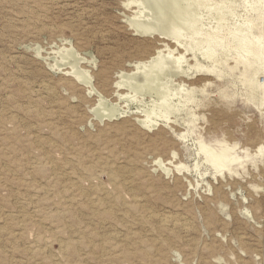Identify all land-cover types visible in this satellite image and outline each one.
Returning a JSON list of instances; mask_svg holds the SVG:
<instances>
[{
    "label": "rangeland",
    "instance_id": "obj_1",
    "mask_svg": "<svg viewBox=\"0 0 264 264\" xmlns=\"http://www.w3.org/2000/svg\"><path fill=\"white\" fill-rule=\"evenodd\" d=\"M126 1L0 0V264H72L74 260L76 264H264V90L257 87L258 81L264 85V74L257 75L251 84L250 75L243 74L244 66L235 68L234 52L226 63L222 62L223 54L222 59L221 55L218 57L219 63H207L200 55L205 44L197 59L192 52L187 53L188 65H195L196 61L213 65L223 78L193 69L183 79L168 78L162 73L149 88H137L139 77L149 70L146 69L138 76L119 79V72L127 70L130 62L151 56L160 42L157 37L135 34L127 17H133V11L139 8L125 9ZM138 1L144 12L140 21H156L157 12L151 11L145 0ZM178 1L182 14H194L185 18L177 10L175 16L181 14L180 20L177 17L171 22L173 28L169 25L171 31L184 27L181 32L188 37L185 43L193 39L188 30L196 25L195 29L200 27L204 33L215 32V27L221 36L228 37L241 26L254 24V33L262 35L264 52V0ZM219 7L224 10L220 12ZM254 7H262L263 21L257 20ZM180 23L187 24L188 30L183 25L178 27ZM161 42L176 47L169 37ZM72 48L79 57L69 53ZM179 52L185 53V48L181 46ZM144 54L147 57L143 58ZM80 57L86 59L83 63L97 61L95 68L81 63L77 70H90L105 97L102 104L87 96L86 89L66 75ZM184 66L186 69L187 64ZM116 81L123 83L125 90L121 92L125 91L127 99L113 95ZM181 83L186 86L178 91ZM175 95L181 97L177 99ZM183 100L187 102L182 103ZM94 104L95 112L91 110ZM118 108L130 113L111 121L102 118L101 122L104 112ZM172 111L171 118L168 112ZM156 115L161 116L156 117V128L139 123L148 117L154 120ZM201 146L212 154L226 151L239 157L231 165L233 172H218ZM173 152L177 157L167 165L171 172L164 174L155 159L166 163ZM179 164L183 165L181 170L175 168ZM91 169L93 176L87 177ZM164 218L178 219L180 223L164 227L160 223ZM94 234L104 236L103 240ZM80 248L84 252L89 249L93 255L89 251L84 254Z\"/></svg>",
    "mask_w": 264,
    "mask_h": 264
},
{
    "label": "bare ground",
    "instance_id": "obj_2",
    "mask_svg": "<svg viewBox=\"0 0 264 264\" xmlns=\"http://www.w3.org/2000/svg\"><path fill=\"white\" fill-rule=\"evenodd\" d=\"M146 2H148V4H149V6L151 7H149L150 9H151V11H152V9L155 11V12H157V20L154 18L153 20H156V21H151V20H149L148 21V19H147V21H145V20H143L142 22L140 21L141 19H142V14L144 13V12H142L141 10L142 9H140V7H141V2L140 1H138V0H128V1H126V3L124 4V7H125V9L127 8V9H129V8H134V7H137V9L139 8V10H137L136 12H134L133 11V17H127V21H128V23H129V25L131 26V28H132V30L135 32V34H138L139 36H141V37H157L158 39V41H160L159 43H158V46L155 48V51H154V53L150 56V55H148V53H149V51L150 50H148V53H146L149 57H147L146 56V54H144L143 55V58L146 56L147 58H144V59H142L141 58V56L138 54V56H140V58H141V60H139L138 59V61H133V62H130L128 65H127V70H124V71H121V72H119V74H118V78L119 79H123L124 77H125V79H126V77H134V76H138V74H140L141 73V71L142 70H146V69H149L146 73L144 72V74H142L143 76L142 77H139V82H137L138 84L136 85L137 86V88H143V87H146V88H149V86H151V85H153L152 83L154 82V81H156L157 80V78H161V75H163L164 73H166L167 75H169L170 77H168V78H178V79H183V78H185L187 75H188V73H190V71L191 70H199V71H201V72H204V73H206L207 74V76H209V77H211V76H214V75H216L217 77H222L221 75H220V72L218 73V71H217V69L215 68V66H210V65H204V64H202V63H199L198 61H196V64L195 65H188V63H189V59L186 57L187 56V53L189 52V53H191L192 52V54L194 55L193 57L195 58V59H197V53L199 52V51H201L202 52V50L204 49L203 48V45H205L206 44V49L204 50V52H202V54H200V55H202L201 56V58L203 57V59H204V61H206L207 63H210V62H213V63H219V59H218V57H220V55H221V59H222V56L224 55V58L225 59H222V62L223 63H226V62H228L227 60V58H228V56H229V54L231 53V52H234L235 53V60H236V67L235 68H237L240 64H242L243 66H244V75L245 76H247V75H250V83L252 84L253 83V81H254V79H255V77L257 76V75H259V74H262V76H263V74H264V52H263V40H262V35H256L255 33H254V28L253 27H255L254 26V24H253V26L252 27H249V25L247 24V25H245V26H241L242 28H239V30H237V32L236 33H233L232 32V34L230 33L229 34V36L228 37H223V36H221L220 34H219V32H217L216 31V28L214 27L213 29L215 30V32H212V33H204V32H202L203 30H199V28H198V30L197 29H195L196 28V26H195V28H192V29H187V27H188V25L187 24H182V23H180L179 25H178V27H180V28H182L183 26H185V30L187 29L188 31H189V33H190V30H191V33H192V37H193V39L191 38V41L189 42L188 41V43H185V39H187L188 40V37H186V34H182V32L181 31H184L183 29H184V27H183V29L181 30L180 29V31L178 30V31H176V30H170L169 28H170V26L172 27V25H170V24H172L171 22H173L174 20H175V18L177 19V17H178V20H180L179 18H181V17H179L183 12H180L179 11V5H177L178 3H177V1L176 0H145ZM11 2H13V1H11ZM43 2V1H42ZM179 2V1H178ZM189 2V1H188ZM101 3V2H100ZM144 3V2H143ZM180 3V2H179ZM147 4V5H148ZM197 5V4H196ZM92 6V5H91ZM103 6V5H102ZM176 6H178V8L176 7ZM194 6V5H193ZM253 6V5H252ZM55 7V6H54ZM148 7V6H147ZM147 7H146V9H147ZM221 7V6H220ZM219 7V8H220ZM132 8V9H133ZM177 8V9H176ZM185 8H186V5H185ZM189 8V7H188ZM218 8V7H217ZM190 9H192V6H191V8ZM211 9H215V7L214 8H211ZM210 9V10H211ZM179 11V13H181L180 15H179V13H178V16L176 17L175 15H176V11ZM182 10V9H181ZM220 10H221V8H220ZM224 10V9H223ZM223 10H221L220 12H222ZM153 11V12H154ZM182 11H186L185 9L184 10H182ZM193 11V10H192ZM212 11V10H211ZM216 11V10H215ZM227 11V10H226ZM252 11H253V13H257V16H258V18H257V20L259 19V21L260 20H262L263 19V17H262V15L264 14H262V7H254L253 9H252ZM94 12V11H93ZM228 12H231L230 10L228 11ZM245 12V11H244ZM184 13H187V12H184ZM195 13V12H194ZM224 13H225V11H224ZM255 13V14H256ZM198 14V13H197ZM223 14V13H222ZM227 14V13H226ZM252 14V13H251ZM123 15V14H122ZM151 15V14H150ZM182 15H184V17L185 18H189L191 15H189V16H187V14H182ZM181 15V16H182ZM153 16H155V15H153ZM192 16H194V14H193V12H192ZM191 16V17H192ZM219 16V15H218ZM225 15L223 14V18L225 19V17H224ZM221 17H222V15H221ZM220 17V18H221ZM95 18V17H94ZM183 18V17H182ZM216 18V17H215ZM223 18H222V20H223ZM150 19H151V17H150ZM218 19V18H217ZM98 20V19H97ZM186 20H188V19H184V21H186ZM190 20V19H189ZM199 20V19H198ZM198 20H197V22H198ZM254 20H256V19H254ZM192 21H196V19H192ZM224 21V20H223ZM263 21V20H262ZM175 22V21H174ZM176 22H177V20H176ZM189 22V21H188ZM187 22V23H188ZM197 22H195V24L197 23ZM218 22H220V21H218ZM225 22H226V20H225ZM241 22V21H240ZM258 22V21H257ZM179 23V22H178ZM186 23V22H185ZM192 23V22H191ZM194 23V22H193ZM199 23V22H198ZM197 23V24H198ZM221 23V22H220ZM219 23V24H220ZM175 24V23H174ZM190 24V23H189ZM194 24V25H195ZM200 24V26H201V23H199ZM218 24V25H219ZM243 24V23H242ZM121 25V24H120ZM170 25V26H169ZM176 25V24H175ZM181 25H183L182 27H181ZM222 24H220V26H221ZM223 25H224V22H223ZM237 25V24H236ZM239 25V24H238ZM241 25V24H240ZM244 25V24H243ZM122 26V25H121ZM199 26V25H198ZM119 27V26H118ZM202 27V26H201ZM237 27H239V26H237ZM67 28V27H66ZM173 28V27H172ZM190 28H191V26H190ZM203 28V27H202ZM201 28V29H202ZM218 28V27H217ZM222 28H224V26L222 27ZM235 28V27H234ZM244 28V29H243ZM176 29V28H175ZM204 29V28H203ZM219 29H221V27L219 28ZM238 29V28H237ZM170 30V31H169ZM186 30V31H187ZM205 30H207V29H205ZM115 31H116V29H115ZM129 33V32H128ZM187 33V32H186ZM188 36H189V34H187ZM168 37L169 38H171V40H173L175 43L174 44H176V47H170L168 44H166L165 42L163 43V42H161V41H166V40H168ZM230 37H232L231 39H230ZM14 39V38H13ZM185 40V41H184ZM232 40V41H231ZM230 41V42H229ZM171 43H173L172 41H171ZM2 45V44H1ZM9 45V44H8ZM134 45V44H133ZM151 46V45H150ZM149 46V47H150ZM181 46H183L184 48H185V53H181V52H179V49L181 48ZM201 46V47H200ZM37 47V46H36ZM144 47V46H143ZM10 48V47H9ZM114 48V47H113ZM129 48H131V47H129ZM147 48V47H146ZM200 48H202V49H200ZM39 49V48H38ZM116 49V48H115ZM119 49V48H118ZM144 49V48H143ZM149 49V48H148ZM151 49V48H150ZM183 49V48H182ZM144 51H146V50H144ZM153 51V50H152ZM184 51V50H183ZM125 52V51H124ZM69 53L71 54V55H73V56H75V55H77L76 54V51L74 50V48H72L70 51H69ZM130 53V52H129ZM150 53H151V51H150ZM166 53V54H165ZM110 54V53H109ZM223 54V55H222ZM22 55V54H21ZM37 55V54H36ZM118 55V54H117ZM128 55V54H127ZM78 56V55H77ZM190 56H191V54H190ZM40 57V56H39ZM79 57V56H78ZM77 57V58H78ZM94 57V56H93ZM92 57V58H93ZM135 57V56H134ZM137 57V56H136ZM192 57V58H193ZM81 59H78V60H76L75 62H74V66H72L71 68H70V70L69 71H67L66 72V75L67 76H69L70 78H72L74 81H75V83L76 84H78V85H81L83 88H85L86 89V94H87V96H89L90 98H92L93 97V99L95 100V101H97V102H100V104H102V102H103V100H105V97H104V95L101 93V90L98 88L99 87V85H96L97 83H95V79H94V77L91 75V72H90V70H87V69H83V70H77V66L79 65V64H81V63H83V62H81L82 60L83 61H85L86 59H84V58H82V57H80ZM198 59H200V57L198 58ZM221 59H220V61H221ZM120 60V59H119ZM131 60H133V58L131 59ZM169 60H170V63H168V64H166L167 62H169ZM167 61V62H166ZM96 60L95 59H93V61L92 60H87V62H84V63H87V64H89V66H91V68H95L96 67ZM222 62H221V64H222ZM32 63V62H31ZM83 63V64H84ZM212 63V64H213ZM67 64V63H66ZM66 64H63V66L64 65H66ZM69 64V63H68ZM67 64V65H68ZM171 65L170 67H168V65ZM184 64H187V66H186V69H185V66H184ZM24 65V64H23ZM165 65H167V67L165 66ZM58 66V65H57ZM110 66V65H109ZM219 66V65H218ZM222 66V65H221ZM31 67V66H30ZM79 67L80 66H78V69H79ZM111 67V66H110ZM165 67V68H164ZM25 68V67H24ZM34 68V67H33ZM59 68V67H58ZM57 68V69H58ZM60 69V68H59ZM118 69V68H117ZM220 71V70H219ZM143 72V71H142ZM58 73V72H57ZM163 73V74H162ZM223 73V72H222ZM250 73V74H249ZM165 74V77L167 76ZM225 74V73H224ZM39 75V74H38ZM102 75V74H101ZM34 76V75H33ZM112 76V75H111ZM44 77V76H43ZM98 77V76H97ZM38 78V77H37ZM101 78V77H100ZM223 78V77H222ZM107 79V78H106ZM70 80V79H69ZM109 80V79H108ZM159 80V79H158ZM35 81V80H34ZM72 81V80H71ZM122 81V80H121ZM121 81H116L115 83H114V88H112L113 90V95L114 96H116L117 97V99H118V97H119V99H127V97H128V95L125 93V91H124V93H122L121 91H123V90H125V89H123V88H125V87H123L124 85H123V83L121 82ZM165 81V80H164ZM261 81V80H260ZM28 82V81H27ZM170 82H171V80H170ZM170 82H168V83H170ZM179 82V81H178ZM29 83V82H28ZM62 83V82H61ZM73 83V82H72ZM105 83V82H104ZM130 83V82H129ZM166 84H168L167 82H165ZM263 83H264V81H263ZM101 84V83H100ZM107 84V83H106ZM133 84V83H132ZM135 84V83H134ZM171 84V83H170ZM155 85V84H154ZM157 85V84H156ZM169 85V84H168ZM172 85H174V84H172ZM177 85V84H176ZM107 86V85H106ZM109 86H110V84H109ZM186 85L185 84H178L177 85V87H178V91L180 90H182V89H184V87H185ZM127 87V86H126ZM159 86H157L156 88H158ZM257 87L259 88V90L261 89L262 91L264 90V85L261 83V82H257ZM110 88V87H109ZM155 88V89H156ZM175 88H176V86H175ZM52 89V88H51ZM135 89H136V87H135ZM26 90V89H25ZM76 90V89H75ZM105 90V89H104ZM157 90V89H156ZM175 90H177V89H175ZM174 90V91H175ZM44 91V90H43ZM135 91H138V89L137 90H135ZM160 91V90H159ZM164 91H166V90H164ZM54 92V91H53ZM154 92V91H153ZM157 92H158V90H157ZM167 92V91H166ZM30 93V92H29ZM159 93V92H158ZM165 92H163V94H164ZM173 94H175L174 92H172ZM179 93V92H178ZM178 93H176V94H178ZM48 94V93H47ZM189 94V93H188ZM187 94V95H188ZM135 95V94H134ZM159 95V94H158ZM168 95V94H167ZM185 95V94H184ZM186 95V96H187ZM7 96H8V94H7ZM109 96H110V94H109ZM166 96V95H165ZM169 96V95H168ZM171 97L173 96L172 94L170 95ZM169 96V97H170ZM176 96V95H175ZM28 97H29V95H28ZM79 97V96H78ZM160 97H162V96H160ZM163 97H164V95H163ZM177 97V99H179L178 98V96H176ZM188 97V96H187ZM262 97V96H261ZM45 98V97H44ZM183 99H184V97H182ZM51 99V98H50ZM166 99V98H165ZM174 99V98H173ZM63 100V99H62ZM65 100V99H64ZM79 100V99H78ZM82 100V99H81ZM180 100H182V99H180ZM106 101V100H105ZM105 101H104V103H105ZM112 101V100H111ZM129 101V100H128ZM162 101V100H161ZM169 101H171V99L169 100ZM173 101V100H172ZM178 101V100H177ZM189 101V100H188ZM196 101V100H195ZM12 102V101H11ZM61 102V101H60ZM183 102H187V101H185V100H183L182 101V103ZM198 102V101H197ZM4 103V102H3ZM164 103V102H163ZM189 103V102H188ZM68 104V103H67ZM167 104V103H166ZM177 104H178V102H177ZM186 104V103H185ZM184 104V105H185ZM9 105V104H8ZM62 105H63V103H62ZM97 105H99V104H97ZM96 105V106H97ZM114 105V104H113ZM169 105V106H168ZM171 105H172V102H171ZM173 105H176V104H173ZM182 105V104H181ZM102 106V105H101ZM160 106V105H159ZM163 106V105H162ZM168 106V107H167ZM167 108H169L170 107V110H171V106H170V104L168 103L167 104ZM178 106H180L179 104H178ZM186 106V105H185ZM9 107V106H8ZM28 107V106H27ZM39 107V106H38ZM57 107V106H56ZM65 107V106H64ZM100 107V106H99ZM113 107H115V106H113ZM119 107V106H118ZM183 107V106H182ZM54 108V107H53ZM128 108V107H127ZM175 108V107H174ZM178 108V107H177ZM44 109V108H43ZM63 109V108H62ZM113 109V108H112ZM181 109V108H180ZM9 110V109H8ZM13 110V109H12ZM30 110H32V109H30ZM56 110H58V109H56ZM69 110V109H68ZM79 110V109H78ZM91 110L93 111V112H95L96 110H97V108L95 107V104H94V107H92L91 108ZM102 111H104L103 109H101ZM105 110H107V109H105ZM130 110V109H129ZM168 110V109H167ZM167 110H166V112H167ZM10 111H11V109H10ZM99 111H100V108H99ZM101 111V112H102ZM156 111H158L157 109H156ZM161 111V110H160ZM82 112V111H81ZM92 112V113H93ZM107 112H110V111H107ZM138 112V111H137ZM159 112V111H158ZM165 111H163L162 113H164ZM174 111H172V112H168L169 114L171 113V115H170V117L172 118V114H174L173 113ZM178 112H180V111H178ZM3 113V112H2ZM54 113V112H53ZM105 113V112H104ZM103 113V116H102V114L100 113V115L102 116L101 117V122H103L102 120V118H109L110 119V121L112 120V118H114V117H116L117 119L118 118H124V116L125 115H127L128 116V114L130 113V111H127V109H122V108H118V109H114V111L112 110L110 113H107V114H104ZM136 113V112H135ZM139 113V112H138ZM155 113V112H154ZM162 113H161V115H162ZM175 113H176V110H175ZM95 114V113H94ZM141 114V113H140ZM157 114V113H156ZM14 115H16V113H14ZM97 115V114H96ZM95 115V116H96ZM155 115V114H154ZM154 115H152V117L154 116ZM160 115V114H159ZM164 115H166V113H164L163 114V119H164V121H166L165 120V116ZM43 116V115H42ZM66 116V115H65ZM69 116V115H68ZM149 116V115H148ZM147 116V117H148ZM151 116V115H150ZM97 117H98V115H97ZM157 115L154 117L155 119L153 120L151 117H148L146 120H144V121H142V122H140L139 121V123H142L146 128H149V129H152V128H156V126L158 125L157 123V118L159 117H157ZM161 117V116H160ZM159 117V118H160ZM51 118V117H50ZM134 118H136V117H134ZM189 118V117H188ZM193 118H195V117H193ZM65 119V118H64ZM12 120V119H11ZM106 120V119H105ZM108 120V119H107ZM143 120V119H142ZM62 122V121H61ZM169 121H167V123H168ZM4 123V122H3ZM127 123V122H126ZM53 124V123H52ZM72 124V123H71ZM125 124V123H124ZM33 125V124H32ZM3 126H5V125H3ZM125 126V125H124ZM52 127V126H51ZM28 130V129H27ZM31 131V130H30ZM54 132V131H53ZM2 137V136H1ZM138 137V136H137ZM44 139V138H43ZM44 141V140H43ZM14 142V141H13ZM38 142V141H37ZM152 142V141H151ZM155 142V141H154ZM164 143V142H163ZM56 144V143H55ZM167 144V143H166ZM255 144H257V143H255ZM199 146L201 145V144H198ZM17 146V145H16ZM38 146V145H37ZM18 148V147H17ZM199 148V147H198ZM235 148V147H234ZM233 148V149H234ZM259 149V148H258ZM19 150V149H18ZM199 150V149H198ZM235 150V149H234ZM45 151V150H44ZM201 151L202 152H204L205 154H208V155H210L209 156V162L210 163H212L214 166H215V168L217 169V171L218 172H220V173H223V172H225V171H228V172H230V173H232L233 172V169L231 168V165L232 164H234V163H236L238 160H239V157H237V156H230V155H228L227 153H226V151H222V153H220V154H212L211 152L212 151H210L209 149H207L206 147H204V146H201ZM259 151V150H258ZM67 153V152H66ZM198 153V152H197ZM211 153V154H210ZM177 155V153L176 152H173V154H172V158L171 159H169V163L168 162H164L162 159H160V158H156L155 159V165H159L161 168H162V171L164 172V174H165V172L167 173V174H170V172H171V167L170 168H168L169 166H167V165H169V164H173V162H174V160H175V158L177 157L176 156ZM8 156V155H7ZM58 156V155H57ZM100 156V155H99ZM198 156V155H197ZM207 157V156H206ZM205 157V158H206ZM99 158H102V157H99ZM103 158H105V157H103ZM110 158V157H109ZM178 159V158H177ZM100 160V159H99ZM103 160H105V159H103ZM106 160H107V158H106ZM105 160V161H106ZM208 162V163H209ZM22 163V162H21ZM209 163V164H210ZM145 165V164H144ZM153 165H154V163H153ZM34 166V165H33ZM158 166V167H159ZM89 168V167H88ZM175 168L177 169V170H181L182 168H183V165L182 164H179V165H176L175 166ZM159 169V168H158ZM196 169H198V168H196ZM85 170V169H84ZM92 170V169H91ZM87 171V174H88V176L87 177H91V176H93L92 174H93V171L94 170H92V171ZM160 170V169H159ZM161 171V170H160ZM161 171V172H162ZM198 171V170H197ZM1 173V172H0ZM52 173V172H51ZM7 174V173H6ZM113 174V173H112ZM35 175V174H34ZM109 175H111V173H109ZM113 176V175H112ZM1 178V177H0ZM2 179V178H1ZM110 179V178H109ZM111 181H113V182H116V179L115 178H112L111 179ZM30 182V181H29ZM58 182V181H57ZM62 182V181H61ZM130 182V181H129ZM148 182V181H147ZM53 184V183H52ZM32 185V184H31ZM264 185V184H263ZM34 188V187H33ZM155 188V187H154ZM177 188V187H176ZM85 189V188H84ZM145 189V188H144ZM178 189V188H177ZM119 190H121V189H119ZM17 191V190H16ZM99 191V190H98ZM122 191V190H121ZM20 192V191H19ZM148 192V191H147ZM97 193V192H96ZM122 193V192H121ZM36 194V193H35ZM44 194V193H43ZM48 194V193H47ZM50 194V193H49ZM82 194V193H81ZM84 194H85V192H84ZM171 194H173V193H171ZM8 195H10V194H8ZM64 195V194H63ZM93 195V194H92ZM99 194H97L96 196H98ZM154 195V194H153ZM99 196H101V195H99ZM65 197V196H64ZM90 198V197H89ZM91 198H92V196H91ZM94 198H95V196H94ZM93 198V199H94ZM136 199V198H135ZM92 200V199H91ZM169 200V199H168ZM21 201V200H20ZM96 201V200H95ZM136 201V200H135ZM164 201V200H163ZM171 201V200H170ZM23 202V201H22ZM41 202V201H40ZM43 202V201H42ZM102 202V201H101ZM107 202H109V201H107ZM142 202V201H141ZM152 202V201H151ZM154 202V201H153ZM157 202V201H156ZM137 203H140L139 202V200H138V202ZM164 203V202H163ZM10 204V203H9ZM87 204H88V202H87ZM92 204H93V202H92ZM165 204V203H164ZM180 204V203H179ZM36 205V204H35ZM94 205V204H93ZM98 205V204H97ZM127 205V204H126ZM133 205V204H132ZM138 205V204H137ZM149 205V204H148ZM161 205H162V203H161ZM2 206V205H1ZM23 206V205H22ZM34 206V205H33ZM88 206H90V205H88ZM87 206V207H88ZM102 206V205H101ZM117 206V205H116ZM16 207H17V205H16ZM58 207V206H57ZM86 207V206H85ZM85 207H83V208H85ZM97 207V206H96ZM92 208H93V206H92ZM137 208H138V206H137ZM163 208V207H162ZM165 208V207H164ZM23 209V208H22ZM87 209V208H86ZM91 209V208H90ZM97 209H100V208H96V210ZM141 209V208H140ZM180 209V208H179ZM63 210V209H62ZM81 210H82V208H81ZM89 210V209H88ZM113 210H115L114 208H113ZM127 210V209H126ZM139 210V209H138ZM144 210V209H143ZM148 210V209H147ZM158 210V209H157ZM42 211V210H41ZM71 210H69V212H70ZM75 211V210H74ZM78 211V210H77ZM83 211V210H82ZM101 212H103L102 210H100ZM117 211V210H116ZM149 211V210H148ZM72 212V211H71ZM86 212H87V210H86ZM98 212V211H97ZM101 212H99V213H101ZM139 212V211H138ZM144 212V211H143ZM147 212V211H146ZM248 212V211H247ZM66 213V212H65ZM81 213V212H80ZM84 213V212H83ZM82 213V214H83ZM90 213V212H89ZM110 214L112 213L113 214V211L112 212H109ZM132 213V212H131ZM145 213V212H144ZM148 213V212H147ZM4 214V213H3ZM59 214V213H58ZM86 214H88V212L86 213ZM91 214V213H90ZM103 214H105V213H103ZM102 214V215H103ZM115 214V213H114ZM117 214H119V211L117 212ZM122 214V213H121ZM133 214V213H132ZM135 214H137V213H135ZM135 214H134V216H135ZM151 214V213H150ZM153 214V213H152ZM60 216H61V214H59ZM89 215V214H88ZM98 215V214H97ZM97 215H95V216H97ZM144 216H145V214H143ZM142 215V216H143ZM74 216V215H73ZM108 216V215H107ZM111 216V215H110ZM114 216V215H113ZM120 216H123V215H120ZM128 216V215H127ZM157 216V215H156ZM14 217V216H13ZM42 217V216H41ZM48 217V216H47ZM84 217V216H83ZM100 217V216H99ZM103 217V216H102ZM112 217V216H111ZM114 217H116V216H114ZM125 217V216H124ZM146 217H149L148 215L146 216ZM164 217H166V216H164ZM170 217V216H169ZM25 218V217H24ZM33 218V217H32ZM51 218V217H50ZM75 218H76V215H75ZM74 218V219H75ZM95 219L96 218H98V217H94ZM125 218H127V217H125ZM136 218V217H135ZM158 218V217H157ZM7 219V218H6ZM60 219H62V218H60ZM93 219V218H92ZM105 219V218H104ZM114 219V218H113ZM112 218H111V220H113ZM56 220V219H55ZM88 221H89V219H87ZM86 220V221H87ZM116 220V219H115ZM134 220V219H133ZM92 221V220H91ZM103 221V220H102ZM131 221V220H130ZM137 221V220H136ZM135 221V222H136ZM156 221V220H155ZM10 222V221H9ZM106 222V221H105ZM140 223H141V220L139 221ZM148 222V221H147ZM90 223V222H89ZM95 223H96V221H95ZM98 223H102V222H98ZM114 223H116V222H114ZM118 223H120V222H118ZM134 223V222H133ZM160 223H161V225L162 226H164V227H166L169 223H173V225H175V226H177L179 223H180V220H178V219H172V218H164V219H162L161 221H160ZM66 224V223H65ZM106 224V223H105ZM110 224V223H109ZM149 224V223H148ZM91 225V224H90ZM112 226H114L113 224H111ZM123 225V224H122ZM121 225V226H122ZM126 225V224H125ZM19 226V225H18ZM76 226V225H75ZM96 226V225H95ZM95 226H94V228H95ZM108 226V225H107ZM117 226H118V224H117ZM120 226V225H119ZM183 226V225H182ZM239 226V225H238ZM74 227V226H73ZM86 227H88V226H86ZM137 227V226H136ZM191 227V226H190ZM30 228V227H29ZM77 228H79V227H77ZM138 228V227H137ZM143 228V227H142ZM57 229V228H56ZM89 229H90V227H89ZM119 229V228H118ZM154 229H155V227H154ZM159 229H161V228H159ZM184 229V228H183ZM9 230V229H8ZM59 230V229H58ZM94 230V229H93ZM97 230H99L98 228H97ZM133 230V229H132ZM135 230V229H134ZM162 230H164L163 228H162ZM180 230V229H179ZM3 231V230H2ZM106 231V230H105ZM114 231V230H113ZM121 231V230H120ZM123 231H125V230H123ZM123 231H122V233H123ZM136 231V230H135ZM155 231V230H154ZM189 231V230H188ZM24 232V231H23ZM84 232V231H83ZM82 232V235L84 234ZM85 232H87L86 231V229H85ZM90 232V231H89ZM97 232V231H96ZM99 232H100V230H99ZM98 232V233H99ZM112 232V231H111ZM115 232H116V230H115ZM142 232V231H141ZM152 232V231H151ZM184 232H185V230H184ZM65 233V232H64ZM92 233V232H91ZM91 233H89V234H91ZM97 233V234H98ZM103 233V232H102ZM109 233V232H108ZM114 233V232H113ZM130 233V232H129ZM135 233V232H134ZM152 233H154V232H152ZM162 233V232H161ZM166 233V230H165V232H164V234ZM170 233V232H169ZM168 233V234H169ZM38 234V233H37ZM110 234V233H109ZM112 234V233H111ZM116 234V233H115ZM74 235V234H73ZM81 235V236H82ZM93 235V234H92ZM104 235V234H103ZM130 235V234H129ZM132 236H133V234H131ZM130 235V236H131ZM134 235H136V234H134ZM157 235V234H156ZM170 235H172L171 233H170ZM173 235H174V233H173ZM177 235H179V234H177ZM237 235V234H236ZM5 236V235H4ZM21 236V235H20ZM36 236H38V235H36ZM85 237H87L86 236V234L84 235ZM89 236V235H88ZM94 236H96L95 234H94ZM100 235H97L96 237H99ZM106 236V235H105ZM109 236V235H108ZM128 236V235H127ZM253 236V235H252ZM23 237V236H22ZM101 237V236H100ZM100 237H99V239H100ZM102 237H104V236H102ZM102 237H101V239H102ZM115 237H116V235H115ZM124 237V236H123ZM136 237V236H135ZM140 237V236H139ZM139 237H137V239H139ZM168 237H169V235H168ZM223 237V236H222ZM95 238V237H94ZM113 238H114V236H113ZM119 238H120V235H119ZM126 238V237H125ZM174 238H176V237H174ZM179 238H180V236H179ZM2 239V238H1ZM16 239V238H15ZM72 240H73V238H71ZM81 239V238H80ZM87 239H88V237H87ZM90 239V238H89ZM98 239V238H97ZM105 239H107V238H105ZM115 239V238H114ZM127 239V238H126ZM125 239V240H126ZM133 239V238H132ZM137 239H135V240H137ZM140 239H143V238H140ZM162 239V238H161ZM85 240V239H84ZM103 240V239H102ZM124 240V239H123ZM129 240V239H128ZM135 240H132V241H135ZM144 241H145V239H143ZM159 240V239H158ZM172 240V239H171ZM11 241V240H10ZM83 241V240H82ZM88 241H90V240H88ZM87 241V242H88ZM101 241V240H100ZM106 241V240H105ZM113 241V240H112ZM116 241H117V239H116ZM131 241V240H130ZM151 241V240H150ZM173 241H175V240H172V242ZM177 241V240H176ZM61 242V241H60ZM68 242V241H67ZM70 242H71V240H70ZM73 242V241H72ZM84 242V241H83ZM92 242H94V241H92ZM96 242V241H95ZM110 243H111V241H109ZM119 242V241H118ZM117 242V243H118ZM121 242V241H120ZM140 242V241H139ZM148 242V241H147ZM146 242V243H147ZM154 242V241H153ZM164 242V241H163ZM97 243V242H96ZM95 243V244H96ZM98 243H100V242H98ZM102 243V242H101ZM107 243V242H106ZM105 242H104V244H106ZM123 243V242H122ZM128 243V242H127ZM141 243V242H140ZM140 243H138V244H140ZM144 243V242H143ZM177 243V242H176ZM179 243V242H178ZM181 243V242H180ZM76 245L78 244V243H75ZM82 244V243H81ZM80 244V242H79V245H80V247L81 246H83V245H81ZM89 244H92V243H88V245ZM103 244V245H104ZM119 244V243H118ZM132 244H135L134 242L132 243ZM136 244H137V241H136ZM148 244H149V242H148ZM160 243H158V245H159ZM69 245H70V243H69ZM79 245L78 246H76V247H79ZM88 245H86V246H84L83 248H85V247H87ZM93 245V244H92ZM91 245V246H92ZM102 245V246H103ZM182 245V244H181ZM18 246V245H17ZM90 246V245H89ZM94 246V245H93ZM109 246V244L107 243V247ZM121 246V245H120ZM130 246H131V244H130ZM134 246V245H133ZM140 246V245H139ZM156 246V245H155ZM155 246H151L150 247V249L151 248H154ZM168 246V245H167ZM166 246V247H167ZM192 246V245H191ZM20 247V246H19ZM64 247V246H63ZM70 247H71V245H70ZM69 247V248H70ZM116 247H117V244H116ZM122 247V246H121ZM129 247V246H128ZM135 247V246H134ZM144 247V246H143ZM146 247V246H145ZM190 247V246H189ZM194 247V246H193ZM10 248V247H9ZM27 248V247H26ZM72 248V250H73V247H71ZM70 248V249H71ZM90 248V247H89ZM99 248V247H98ZM106 248V247H105ZM160 248V247H159ZM161 248L162 249H165L162 245H161ZM169 248V247H168ZM63 249V248H62ZM65 249V248H64ZM80 249H82V248H80ZM94 249V248H93ZM138 249H139V247H138ZM148 249V248H147ZM147 249H146V252H147ZM155 249V248H154ZM202 249V248H201ZM3 250V249H2ZM19 250V249H18ZM32 250V249H31ZM45 250V249H44ZM83 250V252H84V249H82ZM91 250V249H90ZM106 250H107V248H106ZM119 250H121L120 249V247H119ZM123 250V249H122ZM124 250H126V249H124ZM130 250V249H129ZM128 250V251H129ZM145 250V249H144ZM158 250H160V249H158ZM63 251V250H62ZM88 251H89V249H88ZM88 251H85L84 252V254H86V252H88ZM102 251H103V248H102ZM105 251V250H104ZM107 251H110V250H107ZM112 251V250H111ZM128 251H124V252H128ZM142 251V250H141ZM150 251V250H149ZM160 251H162V250H160ZM166 251V250H165ZM191 251H193V249H191ZM190 251V252H191ZM200 251H202V250H200ZM61 252V251H60ZM65 252H67V251H65ZM72 252V251H71ZM75 252H77V250L75 251ZM82 252V251H81ZM89 252H91V251H89ZM100 252H101V250H100ZM114 252V251H113ZM121 252V251H120ZM131 252V251H130ZM134 252H136V250L134 251ZM164 252V251H163ZM194 252V251H193ZM193 252L191 253V254H193ZM74 253V252H73ZM92 253V252H91ZM104 253V252H103ZM117 254H118V252H116ZM133 253V252H132ZM141 252H139V254H140ZM143 253H144V251H143ZM147 253H149V252H147ZM202 253V252H201ZM101 254V253H100ZM99 254V255H100ZM116 254V255H117ZM120 254V253H119ZM128 254H129V252H128ZM155 254H157V253H155ZM158 254H161V253H158ZM163 254V253H162ZM34 255V254H33ZM82 255V254H81ZM91 255H93V253L91 254ZM103 255V254H102ZM112 255V254H111ZM113 255H115V253L113 254ZM136 255V254H135ZM134 255V256H135ZM144 255H145V253H144ZM151 255V254H150ZM154 255V254H153ZM153 255H152V257H153ZM165 255V254H164ZM189 255V254H188ZM63 256V255H62ZM76 256V255H75ZM88 256H90V255H88ZM121 256H122V254H121ZM120 256V257H121ZM124 256H125V254H124ZM127 256V255H126ZM125 256V257H126ZM131 256H133V255H131ZM167 256L168 255H166L165 257L167 258ZM196 256V255H195ZM54 257V256H53ZM80 258H81V256H79ZM83 257V256H82ZM95 257V256H94ZM97 257V256H96ZM102 257V256H101ZM146 257V256H145ZM164 257V258H165ZM32 258V257H31ZM87 258V257H86ZM85 257H84V259H86ZM103 258V257H102ZM106 258V257H105ZM107 258H109L108 256H107ZM106 258V259H107ZM113 259L115 258V257H112ZM117 258H119V257H117ZM134 258V257H133ZM158 258H160L159 257V255H158ZM264 258V257H263ZM69 259H70V257H69ZM77 259V258H76ZM96 259V258H95ZM99 259V258H98ZM101 259V258H100ZM104 259V258H103ZM147 259H148V255H147ZM161 259V258H160ZM160 259H158V260H160ZM67 260H68V258H67ZM82 260H83V258H82ZM87 260V259H86ZM109 260V259H108ZM119 260V259H118ZM126 260V259H125ZM133 260V259H132ZM131 260V262H133L134 263V261H132ZM139 260V259H138ZM138 260H137V262H138ZM149 260V259H148ZM151 260H153V258L151 259ZM150 260V261H151ZM155 261L157 260V258H155L154 259ZM59 261V260H58ZM69 261V260H68ZM78 261V260H77ZM76 261V262H77ZM85 261V260H84ZM98 260L96 259V262H97ZM101 261H103V260H101ZM111 261H113L114 262V260H111ZM121 261V260H120ZM120 261H119V263H120ZM136 261V260H135ZM141 261V258H140V260H139V263H141L140 262ZM161 261V260H160ZM112 262V263H113ZM127 262V261H126ZM148 262V261H147ZM153 263H154V261H152ZM164 262H165V260H164ZM74 263H75V260H74ZM74 263H72V264H74ZM86 262H84V264H85ZM166 263V262H165ZM206 263V262H205ZM58 264V263H57ZM69 264H71V262L69 263ZM76 264V263H75ZM78 264V263H77ZM82 264V263H81ZM97 264V263H96ZM99 264V263H98ZM102 264V263H101ZM107 264V263H106ZM111 264V263H110ZM113 264H115V263H113ZM134 264H136V263H134ZM138 264V263H137ZM155 264H156V262H155Z\"/></svg>",
    "mask_w": 264,
    "mask_h": 264
}]
</instances>
